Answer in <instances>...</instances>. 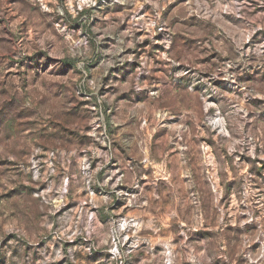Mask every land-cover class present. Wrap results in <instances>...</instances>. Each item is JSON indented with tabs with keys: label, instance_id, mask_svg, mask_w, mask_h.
Wrapping results in <instances>:
<instances>
[{
	"label": "rangeland",
	"instance_id": "374dc122",
	"mask_svg": "<svg viewBox=\"0 0 264 264\" xmlns=\"http://www.w3.org/2000/svg\"><path fill=\"white\" fill-rule=\"evenodd\" d=\"M0 264H264V0H0Z\"/></svg>",
	"mask_w": 264,
	"mask_h": 264
}]
</instances>
